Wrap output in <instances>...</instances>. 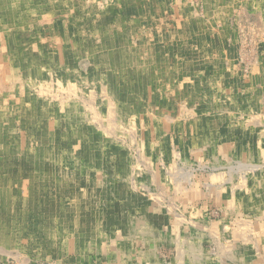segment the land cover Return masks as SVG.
<instances>
[{
	"label": "rangeland",
	"instance_id": "374dc122",
	"mask_svg": "<svg viewBox=\"0 0 264 264\" xmlns=\"http://www.w3.org/2000/svg\"><path fill=\"white\" fill-rule=\"evenodd\" d=\"M202 217L214 264H260L264 0H0V264Z\"/></svg>",
	"mask_w": 264,
	"mask_h": 264
},
{
	"label": "crops",
	"instance_id": "0c3cea01",
	"mask_svg": "<svg viewBox=\"0 0 264 264\" xmlns=\"http://www.w3.org/2000/svg\"><path fill=\"white\" fill-rule=\"evenodd\" d=\"M139 219L140 217L134 216L131 226H135ZM202 219L196 223L197 227H192L191 230L185 226H170L162 227L164 230L160 233L159 227L162 225L156 224L154 228L149 226L151 231L148 235L126 241L130 250L126 249L123 253L120 251L116 264H214L213 261H217L214 254L215 245H221L223 227L218 221L204 220L203 217ZM257 229L262 248L255 254L258 261H261L260 264H264V221ZM209 238L215 241L209 242ZM252 259L251 256L250 260ZM225 260L237 261V258L234 254H228ZM246 260L248 261V258Z\"/></svg>",
	"mask_w": 264,
	"mask_h": 264
},
{
	"label": "bare ground",
	"instance_id": "6f19581e",
	"mask_svg": "<svg viewBox=\"0 0 264 264\" xmlns=\"http://www.w3.org/2000/svg\"><path fill=\"white\" fill-rule=\"evenodd\" d=\"M73 152V151H72ZM24 182V181H23ZM7 256V255H6ZM8 257V256H7Z\"/></svg>",
	"mask_w": 264,
	"mask_h": 264
}]
</instances>
